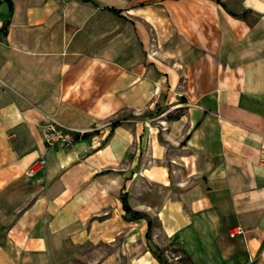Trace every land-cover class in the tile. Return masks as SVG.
I'll list each match as a JSON object with an SVG mask.
<instances>
[{
	"label": "crops",
	"instance_id": "obj_1",
	"mask_svg": "<svg viewBox=\"0 0 264 264\" xmlns=\"http://www.w3.org/2000/svg\"><path fill=\"white\" fill-rule=\"evenodd\" d=\"M0 79V264H68L120 231L131 264H165L124 210L135 136L109 125L115 103L183 111L160 118L175 153L167 235L194 264H264V0H0ZM49 118L100 141L48 147Z\"/></svg>",
	"mask_w": 264,
	"mask_h": 264
},
{
	"label": "rangeland",
	"instance_id": "obj_2",
	"mask_svg": "<svg viewBox=\"0 0 264 264\" xmlns=\"http://www.w3.org/2000/svg\"><path fill=\"white\" fill-rule=\"evenodd\" d=\"M99 19L98 25L100 29L103 24L105 25V22L110 23L106 18ZM115 27L114 24V29ZM101 45H105L104 39L99 43V49H101ZM114 112V117L109 119V125H112V121H120L122 124L126 125L129 124V130L135 136V138L131 140L129 172L132 174L136 173L138 176L129 188L128 198L132 208L147 209L148 211L147 213H141L146 216L145 220L148 223L150 221L152 226L151 231L148 233L146 250L148 251V247L151 248L154 251V255L160 257L165 264H192L193 261L185 248V244L167 235L165 224L168 226L169 219L173 221L171 217L174 215V212L169 204V191L165 189V182L162 181L164 178L167 179V176H170L172 179V175H175V170L172 166V159L175 153H172L170 148L171 141L165 136V132L161 130L162 128L166 129V123H162L160 118L165 116L163 120H167L168 124H171L174 120L180 119L183 111H170L169 106L163 104L154 110H148L139 115H133L129 112L121 114L116 113L118 110L115 103ZM169 127L170 126H168V128ZM96 128L97 127L94 126L87 129L88 131L93 130L89 133L91 134L93 146L98 145L97 142L100 141L101 138V131H98ZM150 128H159L161 130V133L158 135L160 137L161 148L153 147ZM141 135L144 137V144L140 146L139 137ZM140 153V163L136 164V158ZM89 226H87L86 229L89 230ZM126 237L127 234H122L120 231L113 246L102 243L91 249V246L88 245V247L83 250L81 257L75 258V260L68 264H95L96 260L100 259L101 254L104 257V255L112 253L117 257L118 262L116 264H131V256L128 254L129 251L126 246L127 242L125 243ZM132 253H135L132 258L138 256V252L132 251Z\"/></svg>",
	"mask_w": 264,
	"mask_h": 264
},
{
	"label": "built area",
	"instance_id": "obj_3",
	"mask_svg": "<svg viewBox=\"0 0 264 264\" xmlns=\"http://www.w3.org/2000/svg\"><path fill=\"white\" fill-rule=\"evenodd\" d=\"M1 83V79H0ZM45 129V142L48 147L68 149L74 145L75 137L90 133L91 131L77 130L68 126H65L56 120L49 118L48 122L44 126ZM263 163H264V147H263ZM244 234V230L238 226L230 231L231 238H237Z\"/></svg>",
	"mask_w": 264,
	"mask_h": 264
},
{
	"label": "trees",
	"instance_id": "obj_4",
	"mask_svg": "<svg viewBox=\"0 0 264 264\" xmlns=\"http://www.w3.org/2000/svg\"><path fill=\"white\" fill-rule=\"evenodd\" d=\"M88 1H90V0H88ZM107 9H109V11H111V12H113V13H115V14H117V15H120L121 14V11L120 10H118V9H116V8H114V7H112V8H107ZM181 117V116H180ZM179 119V118H178ZM177 119V120H178ZM118 125H120V123H118V122H115V123H112V128H115V127H117ZM88 134L89 133H87V134H85V135H83L82 137H80L79 135H77L76 137H75V141H78V140H80V139H85V138H87L88 137ZM90 135V134H89ZM123 206H124V210H125V212H126V214L127 215H130L131 216V220H140V219H146V216L144 215V214H141V213H138V212H135V211H133L132 210V208L130 207V205H129V203H128V198L127 197H123ZM151 222L149 221V230H148V233L151 231ZM148 233H147V237H148ZM153 253H154V251H153ZM158 259L160 260V261H162L161 259H160V257H158ZM193 264V263H192Z\"/></svg>",
	"mask_w": 264,
	"mask_h": 264
}]
</instances>
